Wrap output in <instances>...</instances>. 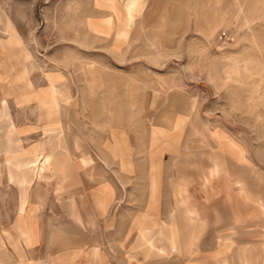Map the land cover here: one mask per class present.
Listing matches in <instances>:
<instances>
[{
	"label": "crops",
	"instance_id": "obj_1",
	"mask_svg": "<svg viewBox=\"0 0 264 264\" xmlns=\"http://www.w3.org/2000/svg\"><path fill=\"white\" fill-rule=\"evenodd\" d=\"M94 3L84 6L105 14L84 17L89 34L105 35L101 19L110 12L116 22L125 19L126 0L107 5L110 11ZM2 12L11 25H0V39L19 36L23 49L9 55L0 50V264H115L127 255L135 264H175L176 255L179 264H264V176L240 175L241 167L264 169V161L250 154L253 140L241 143L233 129L225 133L230 137L225 147L224 130L211 127L189 136L184 120L172 115L189 113L182 97V103H167L156 116L161 126L144 160L128 159L129 144L121 132L123 149L115 146L121 153L110 150L106 113L98 134L103 143L97 146L90 140L96 135L94 97L70 91L69 65L49 70ZM90 19L95 28L88 27ZM70 65L74 72H87L86 86H96L88 74L99 71L98 65ZM65 81L69 94H60L57 88ZM83 104L89 106L84 111ZM75 111L77 118L69 116ZM48 129L58 130L64 143L47 145ZM199 135L205 138L200 150L202 142L194 139ZM112 157L118 158L121 175H112ZM94 166L98 174H84ZM223 216L229 226L216 222ZM214 231L218 235L207 234Z\"/></svg>",
	"mask_w": 264,
	"mask_h": 264
},
{
	"label": "rangeland",
	"instance_id": "obj_2",
	"mask_svg": "<svg viewBox=\"0 0 264 264\" xmlns=\"http://www.w3.org/2000/svg\"><path fill=\"white\" fill-rule=\"evenodd\" d=\"M110 2L96 0L94 4L106 8ZM140 2L141 11L129 26L121 29L111 12L106 16L109 18L101 19L107 27L104 36H93L84 28L85 16L105 14L84 6L90 0H0V25L3 29L11 25L3 10L29 38L30 48L48 64L49 70H61L69 65L70 91L94 97L95 103L90 107L96 112V135L90 140L97 146L103 143L98 134L103 131L102 117L106 113L112 134L110 150L121 153L115 149V146L120 151L123 149L121 132L129 144L128 159L144 160L148 143L154 144L152 134L159 132L161 126L156 116L167 109V103H182L181 98L187 97L189 113L172 114L175 119L184 120L186 134L204 133L210 127L222 129L226 147L230 137L225 133L230 135L233 129L238 130L241 143L254 141L250 154L257 161H264V0ZM87 25L95 28L91 19ZM119 29L124 31L119 33ZM123 32L125 39H116ZM74 36L78 37L72 39ZM19 39L8 34L7 39H0V50L8 55L20 52L23 48ZM77 48L81 49L79 55ZM114 49L121 50V55L114 53ZM85 63L98 65L100 69L88 74H94L95 87L86 86L87 72H74L70 65ZM89 82L94 86L90 77ZM67 83L57 88V92L69 94ZM131 87L135 94L133 101L128 93ZM81 106L83 111L89 107ZM85 110L88 112V108ZM69 116L77 118V111ZM183 133L180 132L181 137ZM75 136L79 140L80 136ZM194 139L202 142L197 145L200 150L205 138L199 135ZM112 165V175H121L118 158L112 157ZM98 171L94 166L84 174H98ZM132 173H135L133 169L129 174ZM244 174L262 177L264 169L241 167L240 175ZM179 200L183 199L176 198V202ZM216 222L230 225L225 216ZM207 234L218 235L215 231ZM132 260L127 255L124 263L115 264H135ZM175 260L179 264L181 258L176 255Z\"/></svg>",
	"mask_w": 264,
	"mask_h": 264
},
{
	"label": "bare ground",
	"instance_id": "obj_3",
	"mask_svg": "<svg viewBox=\"0 0 264 264\" xmlns=\"http://www.w3.org/2000/svg\"><path fill=\"white\" fill-rule=\"evenodd\" d=\"M109 1H111V2H110V4H107V5L115 6V2H117L119 0H109ZM140 1L141 0H126L127 14L125 16V19L118 18V24L120 25L121 29H122L123 26L124 27L129 26L132 23L133 18L137 14L140 13V11H141V9L139 7L141 5V2ZM112 9L114 11H116L117 13L120 10L118 7H112ZM121 29H119V33L121 31H124V30H121ZM124 34L125 33L123 32V34H121V35H124ZM118 36H120V35H117V37ZM90 80L92 81V83L94 85V76H93V74L90 75ZM130 91H131V89H130ZM130 91H129V98L132 99V93L130 94ZM61 109H62V111H65L66 107L64 105H61ZM45 142H46L47 145H52V146H55L56 143H58V144L61 145V143H64V137H62L58 133V130L48 129V130H46V139H45Z\"/></svg>",
	"mask_w": 264,
	"mask_h": 264
},
{
	"label": "built area",
	"instance_id": "obj_4",
	"mask_svg": "<svg viewBox=\"0 0 264 264\" xmlns=\"http://www.w3.org/2000/svg\"><path fill=\"white\" fill-rule=\"evenodd\" d=\"M222 34H225V32H222Z\"/></svg>",
	"mask_w": 264,
	"mask_h": 264
}]
</instances>
